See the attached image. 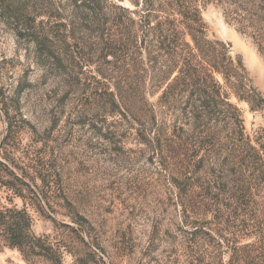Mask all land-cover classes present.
<instances>
[{"label":"rangeland","instance_id":"obj_1","mask_svg":"<svg viewBox=\"0 0 264 264\" xmlns=\"http://www.w3.org/2000/svg\"><path fill=\"white\" fill-rule=\"evenodd\" d=\"M181 3L262 100L223 88L238 125L195 129L189 94L163 95L142 0H0V212L31 232L25 252L0 232V264H264V182L239 158L243 138L264 161V0Z\"/></svg>","mask_w":264,"mask_h":264},{"label":"trees","instance_id":"obj_2","mask_svg":"<svg viewBox=\"0 0 264 264\" xmlns=\"http://www.w3.org/2000/svg\"><path fill=\"white\" fill-rule=\"evenodd\" d=\"M141 6L133 35L137 54L140 57L147 55L153 68L168 76L167 81L170 82L166 84L164 96L189 94L183 111L187 125L198 129L200 125L206 126L214 117L224 115L225 112L231 115L234 124H239L237 109L224 100L227 94L222 91L223 88L234 93L240 100L255 107L260 106L261 98L245 82L242 64L231 60L225 47L219 42L206 38L195 9L183 5L181 0H142ZM217 77L221 78L224 85L217 81ZM241 144L243 150L239 154L245 155L239 158L249 163L253 170L251 179L254 182H264L263 159L259 154H249L254 148L247 140L241 138ZM159 150L163 154H169L162 147ZM177 157L176 160L184 167L197 164L195 156L188 158L184 155L180 160ZM255 171L258 176L254 177ZM27 216L24 211L12 209L0 212V232L10 237L7 240L10 246L23 252V239L26 241L31 238ZM40 251L33 243L27 252L36 255Z\"/></svg>","mask_w":264,"mask_h":264}]
</instances>
